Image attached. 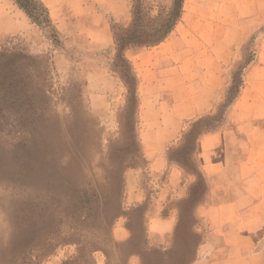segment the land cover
Listing matches in <instances>:
<instances>
[{"label":"rangeland","instance_id":"obj_1","mask_svg":"<svg viewBox=\"0 0 264 264\" xmlns=\"http://www.w3.org/2000/svg\"><path fill=\"white\" fill-rule=\"evenodd\" d=\"M37 1L55 34L0 0V264H193L207 233L196 208L214 177L198 140L237 97L256 34L226 68L219 108L199 117L188 108L196 78L153 75L148 48L125 53L129 100L114 38L94 37L92 17L113 35L133 0ZM143 1L151 19L171 2Z\"/></svg>","mask_w":264,"mask_h":264},{"label":"crops","instance_id":"obj_2","mask_svg":"<svg viewBox=\"0 0 264 264\" xmlns=\"http://www.w3.org/2000/svg\"><path fill=\"white\" fill-rule=\"evenodd\" d=\"M92 19L93 36L111 42L107 22L96 12ZM253 34L255 56L237 97L222 124L198 140L201 165L214 177L196 208L207 233L193 264H264V0H184L174 30L148 48L153 75L174 69L196 78L188 89L199 98L188 108L201 117L221 105L232 75L226 68L241 61Z\"/></svg>","mask_w":264,"mask_h":264},{"label":"trees","instance_id":"obj_3","mask_svg":"<svg viewBox=\"0 0 264 264\" xmlns=\"http://www.w3.org/2000/svg\"><path fill=\"white\" fill-rule=\"evenodd\" d=\"M18 8L25 15L41 28H49L52 34L55 30L49 19L47 9L37 0H13ZM184 0H171L168 11L163 15L162 12L151 19V9L145 7L143 0L132 1V20L125 29L113 28V38L116 48V60L121 65V78L129 89V100L134 107L137 106V80L133 73L130 62L125 58V53L133 49L152 48L162 43L168 35L174 30L181 19ZM239 85L234 91V97L237 95ZM233 93V87H230L229 94ZM234 97L232 99H234Z\"/></svg>","mask_w":264,"mask_h":264}]
</instances>
